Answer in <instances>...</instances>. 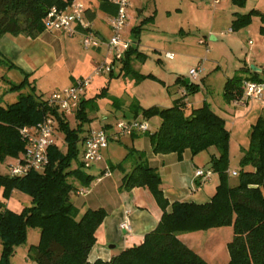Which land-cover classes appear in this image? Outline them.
Returning a JSON list of instances; mask_svg holds the SVG:
<instances>
[{"label":"trees","instance_id":"trees-1","mask_svg":"<svg viewBox=\"0 0 264 264\" xmlns=\"http://www.w3.org/2000/svg\"><path fill=\"white\" fill-rule=\"evenodd\" d=\"M73 1L0 0V36L24 33L35 37L45 29V19L52 7L68 9ZM244 1L232 0L238 5ZM96 9L114 15L117 6L114 0H88L85 17L91 21ZM235 16L230 23L232 30L248 26L253 17H258L261 21L259 31L264 34V12L252 8ZM141 28L142 24L132 29L133 40L120 59L121 74L134 76L136 82L155 78L153 74H141L132 68V58L142 59L144 56L135 41ZM246 72L251 75L242 77ZM110 74L114 76L113 70ZM244 78L264 81V65L261 73L243 66L227 78L223 97L228 104L241 95ZM176 80L182 81L189 93L198 89V84L183 77ZM26 83L23 80L11 88L20 89ZM102 94L103 91L89 99L80 98L74 115L75 127L70 126L66 115L56 105L49 104L43 94H36L34 87L32 92L21 93L15 102L0 107V160L21 157L26 148L21 129L37 125L47 115H54L56 130L63 131L68 144L66 153L61 152L56 142L48 148L49 161L43 170H32L24 176L0 173V190L4 197L13 190L31 197L30 206L19 212L0 201V264H11L9 257L25 241L29 227L39 229V240L29 247L28 253L31 261L38 264H210L182 242L179 234L220 226L232 228V237L227 243L230 257L226 264H264V115L251 125L248 147L243 149L240 169L233 175L237 181L232 183L228 173L230 132L225 119L208 104L186 113L184 97L176 99L170 107L142 109L146 118L160 117L158 129L149 134L152 150L154 153L176 152L180 155L185 149L195 154L215 146L219 155L210 159V168L219 179L215 192L205 203L173 201L169 204L160 189V174L139 154L141 158L124 173L120 188H148L162 208L160 220L145 234L141 243L122 249L109 260L88 259L96 243V232L107 212L103 207H97L87 208L79 214L71 194L78 190L74 180L88 186L96 178L86 172L87 168L78 157L80 144L83 146L87 136H83L87 131L85 124L91 122L88 112L96 109V98ZM132 153L133 150H129L123 160ZM73 160L77 162L74 167L71 165ZM117 166L122 167L123 162ZM169 205L170 209H167Z\"/></svg>","mask_w":264,"mask_h":264},{"label":"crops","instance_id":"crops-1","mask_svg":"<svg viewBox=\"0 0 264 264\" xmlns=\"http://www.w3.org/2000/svg\"><path fill=\"white\" fill-rule=\"evenodd\" d=\"M97 12L98 11L96 10L95 17L91 21L89 19L88 20L91 22L93 27L92 29L95 30L98 37L101 39V43L98 47L92 48V51L88 49L86 51L87 53H83L82 56L84 57H80L78 55L79 49L77 44L80 42L81 35V32L78 31V29L77 32L72 35H69L62 30H53L45 27V29L35 37L28 36L24 33L19 35L4 34L0 36V107H6L18 99L19 95L23 92L22 89L25 88V86H23L22 89H12L11 87L12 85L18 84L23 80L27 81L26 86L30 88V92H32V87H34L35 93L37 94L36 90L37 86L39 85V80L43 78V73L39 75V72L44 69L46 73H48L49 70L52 71L56 66H58L61 61L66 63L67 58L71 59L70 56L72 53L76 55V59L73 62V68L76 69V67L80 64L84 69L82 72H80L81 75L77 76L74 74L73 69L69 70L70 67L68 69L64 68L66 71V77H68L67 82H64L62 86L56 88V90L73 85L79 78L88 75L99 61L100 58L97 59V57L103 55L104 58L102 60L106 58L107 61H110L112 54L109 52L105 41H107L112 34L109 27V19L111 15L101 11V14H103L105 19L101 17L99 22L95 25L94 19L98 16ZM256 19L259 18L253 17L251 22H256ZM260 25L261 21L260 23H256L259 33L258 39L260 40V46H255L254 48H250V50H245L244 52L241 51V53L245 55L244 60L240 58L238 59L240 62L237 65H234L233 63L230 64V69H234V72H232L231 76H233L237 70L243 66L252 69L251 65H254L255 68L252 69L253 71L257 73L262 72V65H264V34H261L259 31ZM249 26L250 25L245 26L242 29L246 28L244 30H248V28H250ZM122 28L121 36L123 38L125 37L124 39L128 38L129 36L132 38V29L134 27L128 28L126 25H124ZM212 34L210 35L211 38L216 40V36L214 33ZM77 35H79L78 43L77 40H75ZM125 41H129L131 43L130 40ZM250 41L251 40H248V43H250ZM239 44L240 43L238 42V46ZM137 48L138 51H140L138 43ZM241 49L243 48L241 47ZM241 53L238 58L242 57ZM120 68L121 63L115 62V66L112 68L114 76H112L110 73H104L106 74L105 77H101L99 81H93V83H90L82 91L80 98L82 100L89 99L99 93L95 92L94 94L89 87H95L97 84L100 85V83H107L106 86H102L103 88L101 90V92L103 91L102 96H106V98H103V100H106L104 106H101L96 100V110H91L88 112L91 122L88 123L89 126L86 127L87 131L83 133V136L93 130L92 128L99 129V127H101L100 129H105L107 133H112L116 126L112 127L111 123L106 121L110 116L112 119L117 118L116 121L120 119L131 120L135 118L145 120L149 125V132L130 136L122 135L119 139L113 140L115 143L112 145L108 143L105 148L101 149V158L96 161V164H94V162L89 167V169L93 168V171H89L88 173L96 177L89 184V187L86 188L84 186H79L80 183L78 181H73L78 190L73 191L71 194V199L73 195L77 196L72 201L78 208L79 214L87 208L94 209L97 207H103L107 212L103 222L97 230L98 232H96V243L89 253L88 259L90 260H95L98 258L109 260L111 257H113V255L117 254L122 249L141 243L145 234L154 229L160 220V215H162L163 212L162 208L158 205L157 201L148 188L134 187L130 190H123L120 188L121 179L124 173L129 171L132 165L141 158L139 154H142V158L145 159L147 163L154 167L160 174V189H162L163 195L168 199L169 204H171L173 201H193L196 203H205V201L208 202L215 192L216 185L218 184L219 179L217 173L215 172H213L210 179L206 181L200 180L193 174L197 168H209L211 166L210 159L213 156L217 157L219 155V151L215 146H210L207 149H203L202 151L195 154H193L190 149H185L180 155L176 152H171L168 154L154 153L152 150L149 134L158 129L160 117L155 115L150 118H146L144 115H142V109L152 106H157L160 108L170 107L173 105V103H175L176 99L181 98L183 94L186 93V113H188L194 107L208 104V106H210L213 111H215L224 119L225 117L229 119V117L233 116L235 118V122H232L233 128H236L238 123L242 121L243 124L249 125L250 132L251 125L260 115H264V101L260 99H253L242 105H232L231 102L228 104V102L225 101L223 97V87L227 78L231 76H225L226 79L222 84L221 97H214L210 94V92L207 94L202 93L201 95H192L191 97V93L187 91L182 81L176 80L178 77H182V74L178 71L175 72L177 77L174 79L176 80V83H179L177 86L178 89H176L173 94L169 93V95H164L161 98L155 96L152 92H147V96L133 95L126 97L125 92L121 91L120 87H123L125 84L126 86L140 84L144 80L139 82H136L135 78H130L127 80L130 75L129 77L122 75ZM191 68L193 67L191 66L189 70ZM217 69H219V65L214 66L213 71L207 76L202 75L197 79L190 78L188 76L189 74L187 73L183 75L185 76L183 79L188 80V82L198 84L197 92H199L200 89H202L206 84L210 90L211 80L213 79L214 81V77H216L217 73L219 72ZM13 70L18 71L20 75H23V77L20 79L16 74H11V71ZM250 75V72H246L242 77H249ZM119 81L121 83H119ZM113 83L118 84L115 87H119V90L113 91ZM237 108H241V110L242 108H245V110H237L236 112L235 110ZM117 114H119L121 118ZM74 115L75 112L66 115L67 120H69V116H73L74 118ZM101 117L104 121L101 120ZM226 119L225 124L227 122ZM229 120L232 121L231 118ZM230 144L231 139L229 140L228 167V173L231 178L233 176L232 172L235 171L237 173L239 171L238 168L240 167L235 168L233 166V159H231L232 146ZM247 147V144L242 146L239 149L237 156H235V162L238 163V165L240 158L243 155V149ZM82 148L80 158L82 156ZM129 150H133L131 158L129 157L123 160ZM106 156L109 159L113 158V162H110L111 164L124 161L123 166L120 167L121 170L114 171L113 174H110L109 171L106 170V166L108 164V162L105 160L107 158H104ZM98 171L101 173L104 172V177L99 176V174H95V172L97 173ZM0 191L2 192V190ZM14 193L16 194L17 190H13L11 194ZM17 196H19V202L17 201L15 204H11L10 201L7 204V208L16 211L18 207L21 209V207L23 208L28 205L30 206V195L20 192L17 193ZM167 209H170V205L167 207ZM123 221L128 222L129 230L120 228V223ZM204 231L206 230L184 232L179 234V237L181 238L182 242H185L199 255L201 253L205 254L208 252L195 250L192 246L195 245L194 243H196V241L200 242L202 240L203 235L201 234ZM209 242L210 244L213 243L212 239L209 240ZM211 246L212 245H209V247ZM214 247L217 248L219 253L221 249L226 247V245L223 244L222 246V244L219 243L214 244Z\"/></svg>","mask_w":264,"mask_h":264},{"label":"rangeland","instance_id":"rangeland-1","mask_svg":"<svg viewBox=\"0 0 264 264\" xmlns=\"http://www.w3.org/2000/svg\"><path fill=\"white\" fill-rule=\"evenodd\" d=\"M81 1L85 5L88 3V0ZM252 8L264 11V0H245L243 4L239 5L238 3L232 2V0H220L217 4L212 0H130V7L127 9V20L125 25L128 28H131L142 24V28L139 30L138 37L135 41L138 43V47L144 55L142 59L132 58V68L141 74H153L155 78H145L140 84L127 86L125 84L123 87H120V90L125 92L126 97L133 95L147 96V92H152L155 96L162 98L164 95H169V93L173 94L174 91L178 89L177 86L179 83H176V80H174L177 77V74L175 73L176 71L180 72L182 77H185L183 75L189 72L188 70L191 66L196 67L199 63H202L201 65L203 66V71L201 76H207L213 71V67L216 65H219V69H217L219 72L216 77H214V81L213 79L211 80L210 90L206 84V87L204 86L199 92H191V97L192 95H201L202 93L207 94L208 92H210V94L214 97H221L222 84L226 79L225 76H231L232 72H234V69H230V64L233 63L234 65H237L240 62L238 60L240 58L244 60L245 55H243L241 51L244 52L245 50H250V48L252 49L255 46H260V40L258 39L259 33L256 26V23H260L259 19H256V22H251L252 24H249L250 28H248V30H244L246 28L242 29L239 27L235 31L228 32V29L231 27V21L234 17H236L235 14L246 13ZM96 10L98 11V16L94 19L95 25L99 22L101 17L105 19L103 14H101V11L98 9ZM150 16L153 17L150 18ZM212 33L216 36V40L211 38L210 35ZM78 37L79 35L75 37L77 43ZM121 38L122 40L132 41L133 33L132 38L131 36L126 39L122 36ZM81 39L82 35H80V42L77 44L79 49L78 55L80 57H84L82 54L87 53L86 51L88 49L83 47ZM199 39L204 40V43H200ZM248 40H251L250 43H248ZM238 42L240 43L239 46ZM241 47L243 49H241ZM89 49L91 51L93 50L92 48ZM166 52L174 53V58L171 60L167 59L165 56ZM240 53L242 57L238 58ZM70 57L71 59L67 58L66 63L61 61L58 66H56L52 71L49 70L48 73H46L44 69L39 72V75L43 73V78L39 80V85L36 90L37 94L43 93L44 96H47L50 93H53L56 88L61 87L64 82L66 83L68 77H66V71L64 68L68 69L70 67L69 70L73 69L75 75H81L80 72H82L84 68L80 64L76 67V69L73 68V62L76 59V55L72 53ZM98 58H100L99 61H102L104 57L101 55L100 57H97V59ZM91 73L92 71L84 77L89 76ZM11 74H16L20 79L23 77L22 74L20 75L19 72L15 70L11 71ZM105 76L106 74L93 76L91 83H93V81H99L101 77ZM130 78L134 79V76L130 75L127 80ZM120 81L119 83H121ZM106 84L107 83H100V85L97 84L95 87L89 88L94 94L95 92L100 93L103 88L102 86H106ZM117 85V83H113V91L119 90V87H115ZM22 88L23 87H21V89ZM22 91V93L26 95V93L31 90L25 85V88H23ZM103 98H106V96H98L96 98L101 106H104L106 101L103 100ZM237 110L244 111L245 108H242V110L241 108H237L235 111L237 112ZM119 114L117 115L120 116ZM226 118L227 117H225V119ZM230 118L232 121L229 120ZM116 119L117 118L112 119L110 116L106 121L110 122L112 127H115L116 122L118 121H116ZM229 119H226L227 122L225 125L230 131V145L232 146L231 159H233V166L238 168L240 165L235 162V156H237L239 149L242 146L248 144L249 125L243 124V122L240 121L237 127L233 128L232 122H235V118L231 116ZM101 120H103L102 117ZM69 123L71 127L76 126V121L73 116H69ZM87 126H89L88 123L85 124V127ZM100 128L101 127H99V129ZM92 129L94 131L99 130L95 128ZM64 136L63 131L56 130V145L60 148L61 152L66 153L68 152V144L65 141ZM109 143L112 145L115 142L111 140ZM81 148L82 146L80 144V149ZM129 157L131 158V155H129L128 158ZM78 158L80 159V155ZM104 158H107L105 159L108 162L106 170H108L110 174H113L114 171L121 170L120 167L117 166L119 162L111 164L110 162H113V158L109 159L107 156ZM14 161L15 160L12 157L0 160V173L8 175L9 164ZM76 164V160H73L71 165L74 167ZM89 171H93V168H88L86 172ZM95 174H99V176L104 177V172L101 173L98 171L97 173L95 172ZM230 181L235 183L237 179L232 176ZM79 186L84 185L80 184ZM84 187L87 188L89 185ZM20 192V190H17V193ZM0 193V201H3L6 206H8L7 204L10 201L11 204H15L20 200L17 193L10 194L8 197H4L1 191ZM75 197L77 196L73 195L72 200H74ZM17 210L21 211L22 207L21 209L18 207ZM201 235H203L202 240L200 242L196 241V243H194L195 245H192L193 248L195 250H200L201 252H208L205 254L201 253L200 255H202V257L210 264H226L230 257L226 243L229 242L232 237V228L229 226L209 228ZM211 239L213 243L210 244L209 240ZM38 240L39 229L29 227L27 229L25 241L18 245L14 253L10 255V263L34 264V261H31L28 257V253L29 247L36 244ZM219 243H221L222 246L223 244L226 245V247L221 249L218 253L214 244ZM209 245L212 246L209 247ZM1 251L2 244L0 242V255Z\"/></svg>","mask_w":264,"mask_h":264},{"label":"built area","instance_id":"built-area-1","mask_svg":"<svg viewBox=\"0 0 264 264\" xmlns=\"http://www.w3.org/2000/svg\"><path fill=\"white\" fill-rule=\"evenodd\" d=\"M219 3L220 0H212ZM117 6L116 14L111 15L109 19V27L111 29L110 38L105 41L109 52L112 54L110 61L106 58L98 61L87 77L79 78L75 84L58 89L45 97L49 104L56 105L65 115L75 112L78 108L82 91L91 83L93 76L110 73L115 66V62H120L124 51L129 47L130 42L122 40V27L126 24L127 9L130 6V0H114ZM86 5L79 0L73 1L68 9H56L52 7L46 16L45 25L49 29L62 30L72 35L78 31L81 32V43L84 48H95L101 43L91 22L85 17ZM77 25V26H76ZM77 27V28H76ZM232 29L229 28L228 32ZM204 43V40H200ZM165 56L169 59L174 57L173 53L167 52ZM202 63L189 70V77L197 79L203 71ZM242 93L240 96L231 100L232 105H242L253 99L264 101V81L251 80L244 78L241 85ZM186 101V93L183 94ZM57 120L54 115H47L41 122L34 126H25L21 129V133L26 139V148L21 157L15 158L14 162L9 164V174L11 176H24L32 170H43L48 164V148L55 142ZM149 132V125L145 120L138 118L126 120L120 119L116 122L115 130L107 133L105 129L91 130L83 143L81 161L85 168H89L94 162L101 158V149L105 148L109 141L117 140L122 135H134ZM195 177L202 181L210 179L213 174L212 168H197L193 173ZM233 175L237 173L232 172ZM120 228L129 230L127 221L120 223Z\"/></svg>","mask_w":264,"mask_h":264},{"label":"water","instance_id":"water-1","mask_svg":"<svg viewBox=\"0 0 264 264\" xmlns=\"http://www.w3.org/2000/svg\"><path fill=\"white\" fill-rule=\"evenodd\" d=\"M251 68L254 69L255 66L254 65H251ZM34 264H38L36 261H34Z\"/></svg>","mask_w":264,"mask_h":264}]
</instances>
